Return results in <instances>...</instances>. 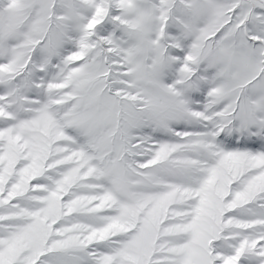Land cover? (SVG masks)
<instances>
[{"label": "snow or ice", "instance_id": "6c2138e0", "mask_svg": "<svg viewBox=\"0 0 264 264\" xmlns=\"http://www.w3.org/2000/svg\"><path fill=\"white\" fill-rule=\"evenodd\" d=\"M0 264H264V0H0Z\"/></svg>", "mask_w": 264, "mask_h": 264}]
</instances>
